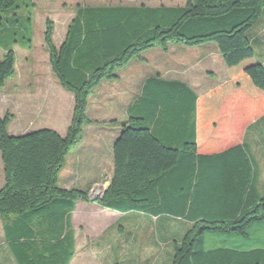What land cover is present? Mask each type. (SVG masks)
I'll return each instance as SVG.
<instances>
[{
    "label": "trees",
    "instance_id": "trees-1",
    "mask_svg": "<svg viewBox=\"0 0 264 264\" xmlns=\"http://www.w3.org/2000/svg\"><path fill=\"white\" fill-rule=\"evenodd\" d=\"M21 4L29 10L32 27L33 0H0V11L9 13L8 22L18 28L14 18ZM262 17L264 0L85 5L77 7L59 46L53 22L46 20L50 64L60 85L73 95L74 111L66 136L49 128L13 135V114H0L5 176L0 218L19 217L13 234L7 228V236L14 239L21 264H69L75 253L74 231L69 226L62 237L63 224L69 223L78 201L91 198L88 191L60 187L59 176L84 127L98 122L88 116L89 97L133 59L155 47L167 49L171 42L215 43L228 78L199 96L190 91L196 100L194 130L179 147L165 143L140 124L142 118L132 116L114 145L111 183L96 201L119 212L165 214L187 222L183 238L173 242L171 264H264V193L257 188L249 146L238 140L246 124L264 111V64L252 43ZM25 29L30 34L23 47L32 49L33 32L27 25ZM16 61L15 51L6 49L0 87L16 75ZM167 91L148 92L143 105L167 107L172 103L165 102ZM35 219L42 221L37 231L27 223ZM209 232L229 237L207 247Z\"/></svg>",
    "mask_w": 264,
    "mask_h": 264
},
{
    "label": "crops",
    "instance_id": "crops-1",
    "mask_svg": "<svg viewBox=\"0 0 264 264\" xmlns=\"http://www.w3.org/2000/svg\"><path fill=\"white\" fill-rule=\"evenodd\" d=\"M260 22L252 32V43L259 60L264 64V24ZM56 31L55 28L54 38L59 46L66 36L67 29L62 38L56 37ZM181 45L169 43L167 49L155 47L148 50L141 57L135 58V61L119 69L117 77L103 80L89 97L88 116L98 122L84 127L81 142L69 153L63 173H60L61 177L59 176V185L62 183L60 187L88 191L91 198L90 201H78L69 223L63 224L62 237L69 226L74 231L75 253L69 264H117V250L111 241L113 239L117 241L118 234H106L105 229H111L117 224L118 217L125 218L128 223L140 219L185 222L165 214L153 216L139 211L112 210L100 205L92 195L95 191L102 196L109 187L115 170L114 145L123 125L128 124L132 116L142 118L140 124L149 126L165 143L179 147L184 140L191 139L194 130L196 100L193 101L190 91L199 96L227 80L228 72L224 66L225 62H221L217 45L214 43L199 46L183 45L185 47ZM21 50L32 52V49L24 47ZM45 50L47 52L46 48ZM214 53L219 58L221 75L214 74L213 67L209 65L212 63ZM197 57L201 62H196L199 59H196ZM25 59L33 60L28 55ZM17 66L18 60L16 68ZM50 68L53 75H17V70L16 75L0 87V100L8 106L7 109L12 106L15 133L13 135L48 127L62 136L67 135L73 117L74 97L66 94L54 75L51 64ZM169 82L179 84L174 86L169 85ZM160 89L168 90L165 102L171 100L170 105L165 108L161 105L158 108L143 105V98L148 92ZM9 127L11 128V123ZM238 140L249 146L250 157L258 171L257 188L264 193V111L246 124ZM4 183V167L0 152V189ZM83 216L91 217L92 222L82 220ZM18 218L16 215L0 218V264H21L13 249L14 239L7 236V228L12 229L13 234ZM39 222L42 221L38 219L27 221L28 226L34 231L41 229L37 225ZM80 225L87 226L89 230L85 232L86 240L89 239L88 236L102 239L105 235L109 242L105 245L97 244L95 247L82 248ZM50 238H53L50 239L52 241L56 239ZM90 257L91 263L88 261Z\"/></svg>",
    "mask_w": 264,
    "mask_h": 264
},
{
    "label": "rangeland",
    "instance_id": "rangeland-1",
    "mask_svg": "<svg viewBox=\"0 0 264 264\" xmlns=\"http://www.w3.org/2000/svg\"><path fill=\"white\" fill-rule=\"evenodd\" d=\"M33 2L34 7L32 10V27L27 21L29 10L25 8V5L21 4L22 9L17 11L19 13L18 17L14 18L18 19L19 21L18 23H16L17 26H19L18 28L16 27V25L14 26V23L12 24L8 22V20L11 19L9 13L0 11V24H4L6 27L5 30L0 27V60L3 59L6 49H13L18 60V66L16 68L18 70L17 75H53L50 72L51 68L49 64V53L48 51L46 52V47L43 46L44 30L46 27L47 19H50L53 22L54 34L55 28L57 29L56 37L62 38L70 21L75 16L78 6L109 4L140 5L143 3L150 6H159L161 4L184 5L186 0H33ZM263 19L264 17H262L260 21H262L264 24ZM260 23L261 22H259L258 24ZM26 25L33 32L32 52L21 50L24 45L23 43L26 42L25 40L29 39L28 36L30 33L25 29ZM14 27H16L17 30H14ZM13 31L16 32V34H14ZM170 45L178 44H174L173 42H171ZM181 46L185 47L183 46V44ZM26 55L33 58V60H26ZM198 58L199 57H197L196 59ZM220 59L221 62L224 63L221 54ZM135 60L136 59H133L132 61ZM196 62H201L200 58L196 60ZM211 62L212 63H210L209 65L213 67V73L216 75H221L220 62L216 53L212 55ZM224 66L226 68L225 64ZM202 75H205V73H202ZM53 79L56 83L55 78ZM64 91L66 92V94L73 96L70 92H67L66 90ZM7 108L8 106L3 103L2 100H0L1 115H4L6 112H10L13 114L12 106H10L9 109ZM9 130L11 134H15L13 132V121H11V128L9 127ZM62 173L63 170L61 171V174ZM76 178L79 179V176H77ZM61 184L62 183H60V185ZM92 195H94L93 197L95 199L100 197V195L96 194L95 191ZM81 219L86 220L87 223L92 222L91 217L83 216ZM118 219L119 220L117 221V224L113 225L111 229H105L106 234H118L117 241H115L114 239L111 241L113 246L117 250V264H170L174 250L173 242L175 240L180 241L190 227L187 222H179L173 220L158 222L157 220L152 221L148 219H140L136 222L128 223V221H126V219L123 217H118ZM80 227V243L82 248L93 246L95 247V245L97 246V244L105 245L106 242H109L105 239V235L102 239H98L96 238V236H88L89 239L86 240L85 232L89 230L85 225H80ZM90 233L93 234V232ZM211 234L212 232L206 234L207 247H213L217 243L218 239L224 240L229 237V235L225 233L213 235ZM234 239L239 243H242L243 241V239L240 240L238 236L234 237ZM84 243L86 244L83 247ZM90 260H92V257H90L88 261Z\"/></svg>",
    "mask_w": 264,
    "mask_h": 264
}]
</instances>
